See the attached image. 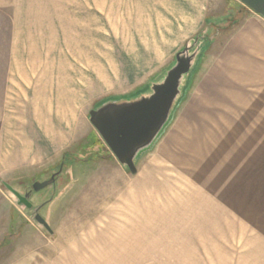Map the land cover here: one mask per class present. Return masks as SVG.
Returning <instances> with one entry per match:
<instances>
[{"label":"rangeland","instance_id":"rangeland-1","mask_svg":"<svg viewBox=\"0 0 264 264\" xmlns=\"http://www.w3.org/2000/svg\"><path fill=\"white\" fill-rule=\"evenodd\" d=\"M95 1V12L64 22V53L46 54L49 67L64 63L57 80L50 75L57 69H48L47 100L35 79L5 84L7 23L0 11V154L15 145L27 158L10 169L0 155V264H264L262 61L235 56L230 45L251 18L253 31H262L264 17L236 0H175L181 8L190 1L186 8H202L207 16L185 44L188 55L201 52V61L162 131L135 156L131 174L93 128L89 112L106 101L149 98L174 66L123 83L131 72L125 42L137 29L149 35V21L135 20L134 7L108 13L102 0ZM164 1L138 0L151 16L158 7L168 15ZM252 38L259 59L263 46ZM92 45L95 52H87ZM248 65L256 72L247 74ZM45 109L47 127L38 122ZM31 132L49 146L35 164ZM60 169L54 183L30 200L33 209L43 204L38 214L47 231L6 185L22 195Z\"/></svg>","mask_w":264,"mask_h":264},{"label":"crops","instance_id":"crops-1","mask_svg":"<svg viewBox=\"0 0 264 264\" xmlns=\"http://www.w3.org/2000/svg\"><path fill=\"white\" fill-rule=\"evenodd\" d=\"M99 2L103 12L113 13L122 10V12L125 13L128 7L131 6L134 7L132 13L135 15V17H133L135 20L139 21L141 25L144 24V21H149L148 27H150L149 29L151 30L149 35H145L143 31L137 29L135 34L132 35L134 39L125 42L127 45L126 51L124 50L127 54L125 68L131 70V72L128 76L123 78V83L130 82L131 84H136L140 82L139 79L145 75L155 74L160 69L169 67V65L170 68L175 66L176 55L182 51V47L185 48V44L191 42L193 36H195L197 31L202 28L207 20V16L205 12H202V8L201 10H195V13H192L190 8H186V3L190 1L182 2L183 4L180 3V5H184V8H181L176 6L175 0H167L166 4H169L167 5L169 7L166 8L169 12L168 15L159 11L160 8L158 7V11H156L155 8L152 12V16L145 14L138 0H135V4L134 0H115L114 3H111L110 0L109 4L107 3L108 0ZM163 2L165 1L160 0V4H165ZM80 5L83 6L82 9H80ZM95 5L97 6L95 0H0V11L6 15L5 22L7 23V44L3 45L6 47L5 50L8 53V60L5 62V84L7 86L9 84H16L17 80L18 82L28 84L33 81L32 79H35V82L40 86L39 93L42 95L41 97L43 100H47L48 69H57V73H50L51 79L57 80L59 77L63 76L62 70L64 68V63L63 61H59L60 64L58 61H52L50 65L53 66L49 67L46 54H63L64 44L61 38H63L62 31L64 22L81 20L77 15L81 11L95 12ZM118 6H122V9L119 10ZM244 12V10L239 9L237 12L239 14L238 16H240L241 13L244 15ZM253 19L255 18H251L249 21L252 22ZM249 21L243 27H240L238 31H235V36H233L230 45L235 49V56L243 54L247 56L248 60L262 61L264 86V19L262 20V31L258 30L256 33L253 31L255 28L252 27V23ZM128 34L129 33L126 32V35ZM253 36L258 38L260 42L259 46H263V52L262 55L259 56V59H256V56L252 54L255 51L253 48L254 44L257 43L255 39L252 38ZM92 46V48L88 46L87 49H89V51H86L89 53L95 52V46ZM197 53V50L193 52L189 71L181 78L179 95L177 96L178 100L181 97L180 89L199 67L202 54L201 52H199V54ZM250 54H252V56ZM170 57L172 65L170 64L171 61L169 62ZM197 57L199 58L198 60H196ZM104 63L110 64L112 68H117L113 60H108L106 58ZM94 66L97 68L95 63ZM247 68V74L256 72V68L251 65H248ZM58 70L61 71L58 72ZM149 83L137 88V92L135 91L134 94L138 96L139 93L147 90ZM249 83H251V80H249ZM253 83H255V81ZM39 116V120L37 119L38 122L41 124L44 122L47 127V110L45 109L43 112H40ZM31 137L34 142L31 148L33 150L30 155L31 158H33L31 160L34 164L42 162L44 161V156H46L49 146L40 139L38 133L31 132ZM7 147L8 151L5 154H0L2 156L1 162L3 165L10 169L22 165L24 162L23 160L27 158H21L23 154L20 152H18L19 154L17 153V146L8 145Z\"/></svg>","mask_w":264,"mask_h":264},{"label":"water","instance_id":"water-1","mask_svg":"<svg viewBox=\"0 0 264 264\" xmlns=\"http://www.w3.org/2000/svg\"><path fill=\"white\" fill-rule=\"evenodd\" d=\"M245 5L255 14L264 17V0H236ZM189 47L176 55V64L167 73L164 81L153 87L149 98H141L131 103L106 101L98 108L89 112V122L102 138L117 161L127 167L131 174L136 173L134 158L137 153L149 146L166 124L174 102L179 95L181 78L188 73L193 55H188ZM47 181L35 182L24 195L19 194L11 187L6 188L17 199L19 206L32 209L28 201L34 192L49 186L55 176ZM34 220L45 230L49 226L37 213Z\"/></svg>","mask_w":264,"mask_h":264},{"label":"flooded vegetation","instance_id":"flooded-vegetation-1","mask_svg":"<svg viewBox=\"0 0 264 264\" xmlns=\"http://www.w3.org/2000/svg\"><path fill=\"white\" fill-rule=\"evenodd\" d=\"M55 174H57V173H55ZM55 174H53V175H55ZM52 175V176H53ZM58 176V175H57ZM57 176H55V178H54V181L56 180V178H57ZM51 178V177H50ZM54 181L50 184V185H52L53 183H54ZM49 185V186H50ZM29 190H27L26 192H28ZM25 192V193H26ZM24 193V194H25ZM24 194H22V195H24ZM33 198V193L30 195V197H29V199H28V201L30 202V200ZM42 206H43V204H41L40 206H38L37 208H35V209H33V207H32V209L31 210H34V214L36 215L37 213H39L40 211H41V209H42Z\"/></svg>","mask_w":264,"mask_h":264}]
</instances>
